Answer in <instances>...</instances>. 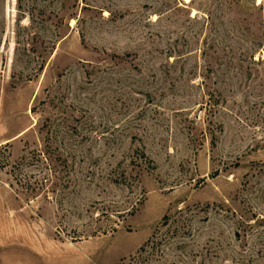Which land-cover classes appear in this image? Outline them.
<instances>
[{
	"label": "rangeland",
	"instance_id": "374dc122",
	"mask_svg": "<svg viewBox=\"0 0 264 264\" xmlns=\"http://www.w3.org/2000/svg\"><path fill=\"white\" fill-rule=\"evenodd\" d=\"M0 264H264V0H0Z\"/></svg>",
	"mask_w": 264,
	"mask_h": 264
}]
</instances>
